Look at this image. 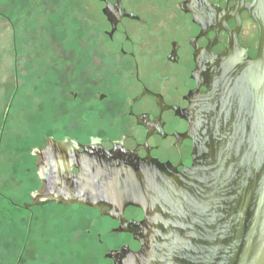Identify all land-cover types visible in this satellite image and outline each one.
I'll use <instances>...</instances> for the list:
<instances>
[{"label":"water","instance_id":"1","mask_svg":"<svg viewBox=\"0 0 264 264\" xmlns=\"http://www.w3.org/2000/svg\"><path fill=\"white\" fill-rule=\"evenodd\" d=\"M260 6L249 8L261 30L257 57L232 37L204 76L207 91L175 109L194 141L193 167L179 172L122 146L75 143L80 152L48 139L33 151L44 184L34 203L142 209L146 264H264V0Z\"/></svg>","mask_w":264,"mask_h":264},{"label":"rangeland","instance_id":"2","mask_svg":"<svg viewBox=\"0 0 264 264\" xmlns=\"http://www.w3.org/2000/svg\"><path fill=\"white\" fill-rule=\"evenodd\" d=\"M98 10L95 0H0L13 31L0 76V264L96 262L86 210L34 203L44 184L33 151L48 139L87 145L92 127L100 136L115 133L107 107L125 97L129 74L120 59L91 49ZM94 86L109 100L99 103Z\"/></svg>","mask_w":264,"mask_h":264},{"label":"flooded vegetation","instance_id":"3","mask_svg":"<svg viewBox=\"0 0 264 264\" xmlns=\"http://www.w3.org/2000/svg\"><path fill=\"white\" fill-rule=\"evenodd\" d=\"M95 1L99 10L92 18L91 49L120 59L129 77L125 97L107 107L114 119L109 129L115 133L100 136L91 125L87 145L106 150L122 146L141 159L150 156L175 165L179 172L193 167L194 141L184 138L188 123L175 109L189 108L196 93L207 91L204 76L215 58L228 54L232 37L251 59L257 57L261 30L252 11H259L261 0ZM91 90L99 103L109 100L95 86ZM63 143L83 151L75 143ZM46 200L61 202L65 208L80 206ZM80 207L93 222L85 232L89 248L97 254L94 264H146L139 259L149 245L142 209L120 210L105 204Z\"/></svg>","mask_w":264,"mask_h":264},{"label":"crops","instance_id":"4","mask_svg":"<svg viewBox=\"0 0 264 264\" xmlns=\"http://www.w3.org/2000/svg\"><path fill=\"white\" fill-rule=\"evenodd\" d=\"M13 31L10 23L3 17L0 11V76L4 75V70L9 68L7 62H10L12 51Z\"/></svg>","mask_w":264,"mask_h":264},{"label":"trees","instance_id":"5","mask_svg":"<svg viewBox=\"0 0 264 264\" xmlns=\"http://www.w3.org/2000/svg\"><path fill=\"white\" fill-rule=\"evenodd\" d=\"M47 198L43 199V200H46ZM42 200V199H41Z\"/></svg>","mask_w":264,"mask_h":264}]
</instances>
